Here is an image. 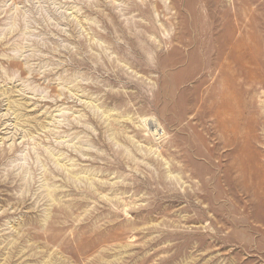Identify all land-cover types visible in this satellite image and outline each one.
I'll return each instance as SVG.
<instances>
[{"label":"rangeland","instance_id":"374dc122","mask_svg":"<svg viewBox=\"0 0 264 264\" xmlns=\"http://www.w3.org/2000/svg\"><path fill=\"white\" fill-rule=\"evenodd\" d=\"M0 264H264V0H0Z\"/></svg>","mask_w":264,"mask_h":264},{"label":"bare ground","instance_id":"6f19581e","mask_svg":"<svg viewBox=\"0 0 264 264\" xmlns=\"http://www.w3.org/2000/svg\"><path fill=\"white\" fill-rule=\"evenodd\" d=\"M241 46L239 45V48H240ZM240 50V49H239ZM146 121V120H145ZM152 121V120H151ZM145 126H146V123H145ZM150 129H149V131L151 132V134H153V136L154 137H158V136H160L161 135V128L158 126V124H157V122L155 123V122H152L151 124H150V127H149Z\"/></svg>","mask_w":264,"mask_h":264}]
</instances>
